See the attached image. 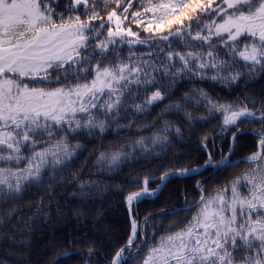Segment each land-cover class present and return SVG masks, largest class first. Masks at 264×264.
<instances>
[{"label":"snow or ice","instance_id":"snow-or-ice-1","mask_svg":"<svg viewBox=\"0 0 264 264\" xmlns=\"http://www.w3.org/2000/svg\"><path fill=\"white\" fill-rule=\"evenodd\" d=\"M99 5L104 15L98 0H0V205H10L0 209V223L17 211L13 202L29 189L49 186L66 173L80 148L73 143L77 137L102 136L113 125L132 128L133 117L175 99L181 82L231 87L264 75V0H137L135 8L133 0H99ZM181 104L218 115L224 131L264 125V99L259 106L251 98L229 102L192 88L164 105L191 126L200 118ZM172 123L164 120L135 145L101 149L97 172L112 174L130 157L148 159L170 149L168 134L181 135ZM250 134L257 137L256 150L242 161H233L230 152L217 162L203 146L208 156L203 170L239 163L250 164L248 170L211 190L198 182L199 199L184 207L193 213L187 222L162 225L151 240L139 229L145 243L135 254L130 250L138 243V226L132 219L130 238L115 250L111 264H130L140 256L142 264H264V130ZM201 174L200 167L165 172L155 191L147 186L156 181L145 178L133 184L140 190L128 191L126 206L131 212L134 202L155 196L173 178ZM78 186L80 196L99 191L96 181Z\"/></svg>","mask_w":264,"mask_h":264},{"label":"trees","instance_id":"trees-1","mask_svg":"<svg viewBox=\"0 0 264 264\" xmlns=\"http://www.w3.org/2000/svg\"><path fill=\"white\" fill-rule=\"evenodd\" d=\"M136 3L137 0H133V8ZM113 6L109 4L108 8ZM97 10L104 15L105 8L99 5V0ZM131 26L133 31H141V35H145L135 24ZM192 88H203L210 96L229 102L248 103L251 98L259 106L264 99V75L244 79L231 87L207 81L181 82L173 90L175 99L161 102L159 106L133 117L132 128L118 129L113 125L102 136L77 137L73 143H79L80 148L75 151L66 173L49 186H33L29 189L22 199L13 202L17 211L0 223V264H111L115 250L130 237L131 221L122 201L129 190H140L133 184L165 172L205 163L208 156L204 145H207V152L216 157V161L229 151L231 131H224L218 115L210 114L206 108L195 104L191 107L181 104L194 117L200 118L189 126L183 115L164 111L165 104L176 103L180 96ZM164 120L172 121L173 129L179 127L181 130L180 137L168 134V140L173 145L170 149L148 159L143 156L135 159L130 157L112 174L97 172L94 162L101 149L135 145L138 137H151ZM243 128L261 131L264 125L252 123L243 125ZM222 131L224 134L218 135ZM256 144L257 138L254 136L245 132L238 134L232 158L251 155L256 150ZM126 151L131 152L133 149ZM250 167L248 163H239V166L223 171L211 168L201 175L172 179L158 196H150L141 204L134 205V219L140 223L145 239L151 240L152 232L159 234L162 225L164 229L178 228L187 222L193 213L185 211L184 207L186 203L191 205L199 199L198 182L206 190H211L229 184ZM78 181L85 184L96 181L99 191H89L87 196H80ZM158 185L159 182L152 183L149 189L155 190ZM8 207L9 204L0 205V209ZM146 221L150 223L146 224ZM140 235L138 243L130 252L138 250V247L143 248L145 239H140ZM69 252L72 254L68 257L54 261L59 255ZM143 259L144 256H140L131 260L130 264H142Z\"/></svg>","mask_w":264,"mask_h":264},{"label":"water","instance_id":"water-1","mask_svg":"<svg viewBox=\"0 0 264 264\" xmlns=\"http://www.w3.org/2000/svg\"><path fill=\"white\" fill-rule=\"evenodd\" d=\"M243 132L250 134V133H253V132H258V130H256V129H246V128H243V127H242V129H241L240 131H231L230 136H229V140H230V148H229V151L227 152V154H226L225 156H228L229 153L231 152V159H232L233 161H242V160H244L245 158L248 157V156H246V157H243V158H235V159L232 158V157H233V153H234V148H235V145H236V137H237L238 134L243 133ZM250 135H251V134H250ZM253 136H254V135H253ZM233 137H235V139H233ZM254 137H256V136H254ZM256 138H257V137H256ZM225 156H224V157H225ZM221 159H222V158H221ZM219 160H220V159H219ZM219 160H218L217 162H219ZM204 164H205V163H203V164H201V165H199V166H195V167L188 168V169H192V168L200 167V168L202 169V172H203V171H205V170H203V165H204ZM208 169H211V168H208ZM174 171H175V170H174ZM169 172H171V171H169ZM163 174H164V173H163ZM163 174H161L160 176H156V177H149V178H147V179H149L150 181H151V180H155L156 182H158V181L160 182V178H161V176H162ZM184 178H188V177L173 178V179H184ZM149 184H151V183H149ZM149 184H148L147 187H149ZM166 185H167V184H166ZM164 187H165V186H164ZM164 187L162 188V190L164 189ZM157 189H161V183H159ZM157 189H155V190H157ZM155 190H153V191H155ZM162 190H161V191H162ZM161 191L157 192L156 195H159ZM145 199H148V197L145 198ZM145 199H143V200H142L141 202H139L138 204L142 203ZM122 202L125 203V205H126V200H125V199H123ZM138 204L134 202L133 205H132V209H133V206H134V205H138ZM114 206H116V205H114ZM127 208H128V207H127ZM128 210H129V208H128ZM129 217H130V221H131V220L133 219V210H131V212H130V210H129ZM137 226H138V236H137V241H138V238H139V229H140V225H139V222H138V221H137ZM126 244H127V242H126L122 247H124ZM133 246H134V245H133ZM133 246H132V247H133ZM131 249H132V248H131ZM71 254H72V253L69 252V253H65V254L59 255L54 261L58 260L59 258L68 257V256L71 255ZM132 254H135V252L132 253Z\"/></svg>","mask_w":264,"mask_h":264},{"label":"flooded vegetation","instance_id":"flooded-vegetation-1","mask_svg":"<svg viewBox=\"0 0 264 264\" xmlns=\"http://www.w3.org/2000/svg\"><path fill=\"white\" fill-rule=\"evenodd\" d=\"M152 184V183H151ZM139 205V204H138ZM133 214H134V211H133ZM133 249V248H132ZM131 249V250H132ZM135 252H137V250H134ZM134 251H132L131 253H133ZM126 256L128 255L127 253L125 254Z\"/></svg>","mask_w":264,"mask_h":264}]
</instances>
